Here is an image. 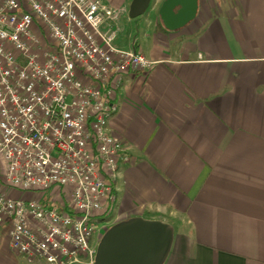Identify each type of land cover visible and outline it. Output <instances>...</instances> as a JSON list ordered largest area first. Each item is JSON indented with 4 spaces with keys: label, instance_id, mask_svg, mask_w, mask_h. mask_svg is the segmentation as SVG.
I'll return each instance as SVG.
<instances>
[{
    "label": "crops",
    "instance_id": "crops-1",
    "mask_svg": "<svg viewBox=\"0 0 264 264\" xmlns=\"http://www.w3.org/2000/svg\"><path fill=\"white\" fill-rule=\"evenodd\" d=\"M103 1L120 14L116 44L153 61L116 93L110 130L131 161L105 224L135 216L172 224L164 264H264V0H196L181 23L191 3L168 7L166 20V0H155L144 48L127 45L120 26L133 0ZM27 261L0 224V264Z\"/></svg>",
    "mask_w": 264,
    "mask_h": 264
},
{
    "label": "built area",
    "instance_id": "built-area-1",
    "mask_svg": "<svg viewBox=\"0 0 264 264\" xmlns=\"http://www.w3.org/2000/svg\"><path fill=\"white\" fill-rule=\"evenodd\" d=\"M119 20L103 0H0V224L30 263L95 262L131 161L116 93L153 65L116 44Z\"/></svg>",
    "mask_w": 264,
    "mask_h": 264
},
{
    "label": "water",
    "instance_id": "water-1",
    "mask_svg": "<svg viewBox=\"0 0 264 264\" xmlns=\"http://www.w3.org/2000/svg\"><path fill=\"white\" fill-rule=\"evenodd\" d=\"M152 0H133L129 16L137 18L149 8ZM184 0H166L162 8ZM191 8L181 14L180 23L188 19L196 9V0H187ZM165 13V14H164ZM174 227L160 219L135 216L110 226L100 239L94 264H164L174 241Z\"/></svg>",
    "mask_w": 264,
    "mask_h": 264
},
{
    "label": "rangeland",
    "instance_id": "rangeland-1",
    "mask_svg": "<svg viewBox=\"0 0 264 264\" xmlns=\"http://www.w3.org/2000/svg\"><path fill=\"white\" fill-rule=\"evenodd\" d=\"M155 0H152L148 10L141 16L137 18H131L128 16L121 21L120 26L124 29V40L127 45L133 46L135 42H139L142 47L144 48L147 44L153 43L154 35L152 33L153 25L147 20V17L150 15L151 8L154 4ZM148 33H151L148 35ZM146 36H148L146 38ZM20 196H27L26 194H22ZM114 211H112L107 217L100 220L101 223H106V221L111 220L114 217ZM105 219V220H104ZM104 220V221H103ZM99 229L97 233V238H102L103 234L108 230L110 227L109 224H99ZM28 262V261H27ZM29 263V262H28ZM31 264V263H29ZM34 264H47L45 262H38Z\"/></svg>",
    "mask_w": 264,
    "mask_h": 264
}]
</instances>
